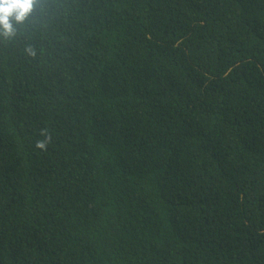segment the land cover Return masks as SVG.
<instances>
[{"label":"trees","instance_id":"obj_1","mask_svg":"<svg viewBox=\"0 0 264 264\" xmlns=\"http://www.w3.org/2000/svg\"><path fill=\"white\" fill-rule=\"evenodd\" d=\"M0 264H264V0H40L0 37Z\"/></svg>","mask_w":264,"mask_h":264},{"label":"clouds","instance_id":"obj_2","mask_svg":"<svg viewBox=\"0 0 264 264\" xmlns=\"http://www.w3.org/2000/svg\"><path fill=\"white\" fill-rule=\"evenodd\" d=\"M40 0H0V37L11 40L16 37L21 26H26L37 10ZM30 55L35 52L28 48ZM37 147L44 149L45 142H38Z\"/></svg>","mask_w":264,"mask_h":264}]
</instances>
